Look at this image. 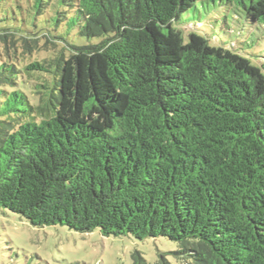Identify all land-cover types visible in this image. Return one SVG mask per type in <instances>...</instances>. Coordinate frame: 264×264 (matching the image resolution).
Returning <instances> with one entry per match:
<instances>
[{
	"label": "trees",
	"instance_id": "obj_1",
	"mask_svg": "<svg viewBox=\"0 0 264 264\" xmlns=\"http://www.w3.org/2000/svg\"><path fill=\"white\" fill-rule=\"evenodd\" d=\"M22 1L53 25L0 27V208L162 237L178 264H264V75L178 28L204 3L264 24V0ZM32 50L48 56H16Z\"/></svg>",
	"mask_w": 264,
	"mask_h": 264
},
{
	"label": "rangeland",
	"instance_id": "obj_2",
	"mask_svg": "<svg viewBox=\"0 0 264 264\" xmlns=\"http://www.w3.org/2000/svg\"><path fill=\"white\" fill-rule=\"evenodd\" d=\"M19 4L24 3L0 0V27L24 23L31 29H35V24L51 28L52 21L45 23L42 17L36 19L24 13ZM180 22L178 28L184 42L194 32L207 38L213 46L234 48L252 65L261 68L264 75L263 23L249 21L234 5L212 3L198 4L183 14ZM65 38L77 46L97 42V39L88 41L78 36L75 29L65 34ZM16 56L28 62L48 54L32 50L31 54L17 52ZM177 249L176 243L162 237L139 241L132 236L104 237L99 230L77 233L62 226L35 228L21 216L0 208V264H133L132 256L136 253L147 264H156L162 256L170 264H178L172 254Z\"/></svg>",
	"mask_w": 264,
	"mask_h": 264
}]
</instances>
